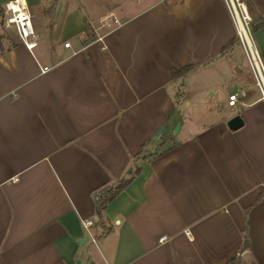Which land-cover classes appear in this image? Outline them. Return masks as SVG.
Returning a JSON list of instances; mask_svg holds the SVG:
<instances>
[{
    "label": "crops",
    "instance_id": "crops-1",
    "mask_svg": "<svg viewBox=\"0 0 264 264\" xmlns=\"http://www.w3.org/2000/svg\"><path fill=\"white\" fill-rule=\"evenodd\" d=\"M27 3L33 47L0 44V264H264V100L223 0Z\"/></svg>",
    "mask_w": 264,
    "mask_h": 264
},
{
    "label": "built area",
    "instance_id": "built-area-1",
    "mask_svg": "<svg viewBox=\"0 0 264 264\" xmlns=\"http://www.w3.org/2000/svg\"><path fill=\"white\" fill-rule=\"evenodd\" d=\"M227 6L236 26V34L239 42L242 44L247 55L249 64L252 68L256 84L260 90L261 98L264 100V64L262 57L255 47L251 35V17L247 11L243 0H223ZM5 23L13 27L20 42L27 48L34 45V32L31 25V14L27 0H8L4 5ZM123 19L114 11H109L98 19L90 21V30L94 34L96 40L102 41L104 33L113 30L123 24ZM65 47L70 46L67 40L64 42ZM47 69V66L44 67ZM238 101V94L232 93L228 97V104L234 105ZM92 220L82 222L84 229L91 237L92 241L95 238L90 234L89 225ZM165 239L162 236L160 240Z\"/></svg>",
    "mask_w": 264,
    "mask_h": 264
},
{
    "label": "rangeland",
    "instance_id": "rangeland-1",
    "mask_svg": "<svg viewBox=\"0 0 264 264\" xmlns=\"http://www.w3.org/2000/svg\"><path fill=\"white\" fill-rule=\"evenodd\" d=\"M82 4L86 7L88 12L96 13L97 11H100L103 8L109 7L115 3H117L120 0H80ZM147 1V0H145ZM30 10L35 13V7H31ZM10 34V35H9ZM14 31L13 28L6 25L4 22V13L0 10V44H9L10 40H6V36H13ZM229 264H257L254 260L250 261H232Z\"/></svg>",
    "mask_w": 264,
    "mask_h": 264
},
{
    "label": "trees",
    "instance_id": "trees-1",
    "mask_svg": "<svg viewBox=\"0 0 264 264\" xmlns=\"http://www.w3.org/2000/svg\"><path fill=\"white\" fill-rule=\"evenodd\" d=\"M0 10L3 11L2 9H0ZM257 26H258L257 24H253V21H251V28H255ZM189 69H190L189 66L183 67V68H181L178 71H174V75L175 76H180L183 73H185L186 71H188ZM128 182H129V180L119 183L116 186L115 190L112 193L109 194L108 198H105L103 201H105V203H106L107 201L112 199L115 194H117L119 191H121L128 184Z\"/></svg>",
    "mask_w": 264,
    "mask_h": 264
},
{
    "label": "water",
    "instance_id": "water-1",
    "mask_svg": "<svg viewBox=\"0 0 264 264\" xmlns=\"http://www.w3.org/2000/svg\"><path fill=\"white\" fill-rule=\"evenodd\" d=\"M243 124V120L239 114H236L232 116L228 121H227V126L229 129L235 130L239 127H241ZM76 264H79V260L76 261Z\"/></svg>",
    "mask_w": 264,
    "mask_h": 264
}]
</instances>
